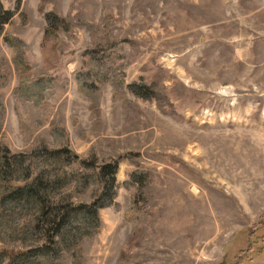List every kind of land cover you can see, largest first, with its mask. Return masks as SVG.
Returning <instances> with one entry per match:
<instances>
[{"label":"rangeland","instance_id":"1","mask_svg":"<svg viewBox=\"0 0 264 264\" xmlns=\"http://www.w3.org/2000/svg\"><path fill=\"white\" fill-rule=\"evenodd\" d=\"M1 1L16 11L0 38L1 143L29 151L39 139L56 145L58 134L79 157L118 160L100 230L66 222L55 260L264 264V0ZM15 38L28 62L21 72ZM38 77L42 92L28 84ZM87 188L64 193L89 203L96 186ZM10 201L0 205L6 229L29 235L0 247H38L46 233L32 235L29 202Z\"/></svg>","mask_w":264,"mask_h":264},{"label":"trees","instance_id":"2","mask_svg":"<svg viewBox=\"0 0 264 264\" xmlns=\"http://www.w3.org/2000/svg\"><path fill=\"white\" fill-rule=\"evenodd\" d=\"M15 14V10L6 8L0 0V38L6 24L12 20ZM50 22L59 26L60 23L66 21L60 17H53ZM3 38L7 42L11 35L6 34ZM14 43L16 46L14 63L21 72V68L26 69L28 67V62L24 58V51L21 49L23 41L17 38ZM59 60L60 58L56 57L50 65L56 64L57 66ZM2 63L3 69L1 72L5 77H8L11 66L8 62L3 61ZM50 65L48 66L50 67ZM43 78L51 79L52 77L44 75ZM93 82L95 83L94 79L88 81L91 84ZM28 84L33 88H39L40 92L46 88L41 85L43 84L41 77L28 80ZM97 87L100 90L101 87ZM136 88H140L144 95H147L150 90L147 85H139ZM141 88H145L146 91ZM80 89L84 88L81 87ZM138 89L136 92L139 93ZM86 94L90 98L94 97V92L90 90ZM30 95L29 98L34 102H41L42 95L40 93L34 91L30 92ZM4 117V99L0 94V133ZM55 136L57 137L56 145L46 142L41 143L39 139L40 143L34 148L21 152H14L6 143L0 141V205L7 199L14 202L19 201L25 208V202H29L28 211H30L32 235L37 237L36 231L41 228L46 233L45 238L40 239L41 243L38 247H24L23 249L0 247V264H30L29 261L32 256L45 257L42 261L46 260L48 264H60L55 260L60 254V249L56 246L57 244L55 245L54 236L62 235L63 238L60 241L67 245V237L64 233H61L65 223H68L72 232L83 228L85 233L95 234L102 225L99 210L113 205L115 202L117 194L116 175L119 169L118 160L101 162L94 151L86 157H79L71 148L68 136L65 139L58 136V134H55ZM75 162L80 164L82 169H69ZM92 183L95 184L96 190L92 194L93 199L91 202L77 205L67 200L64 192L69 191V189L84 192ZM47 213L49 215L46 218ZM8 217V214L0 211V239L4 242L13 236L15 239L18 237L22 242L26 241L24 238L28 233L23 229H17L13 225L14 232H8L5 226ZM263 250L261 249L258 253H262Z\"/></svg>","mask_w":264,"mask_h":264}]
</instances>
